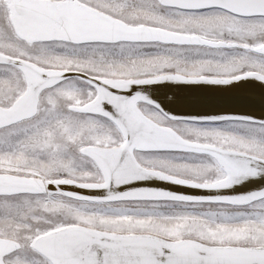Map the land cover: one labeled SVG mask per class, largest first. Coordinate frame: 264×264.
Masks as SVG:
<instances>
[{
    "label": "snow or ice",
    "instance_id": "1",
    "mask_svg": "<svg viewBox=\"0 0 264 264\" xmlns=\"http://www.w3.org/2000/svg\"><path fill=\"white\" fill-rule=\"evenodd\" d=\"M0 264H264V0H0Z\"/></svg>",
    "mask_w": 264,
    "mask_h": 264
}]
</instances>
